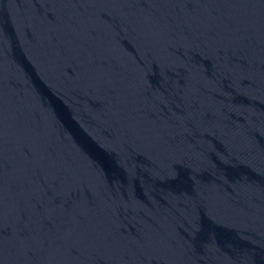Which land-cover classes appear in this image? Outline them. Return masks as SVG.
Instances as JSON below:
<instances>
[{
    "label": "water",
    "instance_id": "water-1",
    "mask_svg": "<svg viewBox=\"0 0 264 264\" xmlns=\"http://www.w3.org/2000/svg\"><path fill=\"white\" fill-rule=\"evenodd\" d=\"M0 264H264V0H0Z\"/></svg>",
    "mask_w": 264,
    "mask_h": 264
}]
</instances>
